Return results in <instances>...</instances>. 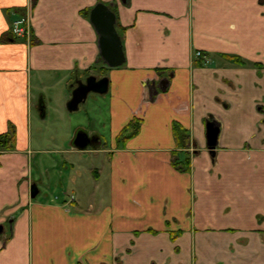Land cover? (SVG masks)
I'll list each match as a JSON object with an SVG mask.
<instances>
[{"label":"crops","instance_id":"0c3cea01","mask_svg":"<svg viewBox=\"0 0 264 264\" xmlns=\"http://www.w3.org/2000/svg\"><path fill=\"white\" fill-rule=\"evenodd\" d=\"M98 3L117 15L126 58L118 68L100 56L90 21ZM25 17L30 34H14ZM260 65L264 0H0V136L17 133L15 150L0 151V264H264ZM89 77L109 79L111 145L72 122L65 143L53 141H69L65 165L88 160L90 146L105 162L88 169V199L82 187L39 200L29 158L36 101L45 99L46 119L48 92L59 89L65 121ZM135 119L139 132L121 138ZM211 120L221 129L215 156ZM79 129L84 150L74 144ZM186 160L190 171L174 164Z\"/></svg>","mask_w":264,"mask_h":264},{"label":"rangeland","instance_id":"374dc122","mask_svg":"<svg viewBox=\"0 0 264 264\" xmlns=\"http://www.w3.org/2000/svg\"><path fill=\"white\" fill-rule=\"evenodd\" d=\"M19 21H24L22 25L25 27L30 22L29 18L26 17L17 22ZM17 22H15L14 27ZM48 94H51L55 100H53V104L50 99L47 101V103H50V108L46 119L43 118V112L41 111V104L45 107L46 102L43 97H38L36 101L37 107L33 109V116L36 119V123L32 127V146L29 158L33 171V180L42 189V193L38 196V199L44 198L45 194L49 196L58 195L59 197L63 196L65 198L72 195L75 191H82V187H84L83 195L88 199L90 193L86 190L90 189L89 187L92 186L94 181L92 173L88 169L93 168V166H101L105 162L104 158H95V153H93L94 147L90 146L89 151L83 155L88 160L83 161L80 159V163L76 162L74 167L65 165L64 161L69 158V155L64 150L68 147L71 148L70 143L67 141L66 146L63 148V146L53 141V137L58 136L57 142L60 144L65 143L66 129L72 122V125H83L82 128L88 132L94 130V132L99 133L105 138V143L110 146V132L107 124V119L109 118L107 101L109 98L102 93L91 92L87 100L80 105L77 111L64 112L66 120L63 121L60 112H58L60 108L59 103L63 102L60 90L55 89V91L48 92ZM69 117L71 120H69ZM79 132L80 129L76 134ZM33 186H36V184Z\"/></svg>","mask_w":264,"mask_h":264},{"label":"water","instance_id":"95a60500","mask_svg":"<svg viewBox=\"0 0 264 264\" xmlns=\"http://www.w3.org/2000/svg\"><path fill=\"white\" fill-rule=\"evenodd\" d=\"M90 21L93 24L96 32L99 35V48L100 56L104 63L109 68H118L122 66L125 61V54L123 49V43L121 35L117 29V15L112 10L111 6L104 3H98L90 12ZM168 84V81H166ZM162 90L166 89V86H162ZM109 84L108 78H103L97 81L94 77H89L86 83L79 84V87L73 92L72 99L68 103L69 111H77L82 103H84L88 95L91 92L105 93L107 92ZM41 111L43 116L45 114L44 105L41 104ZM207 127V147L212 156L216 155V149L219 145L220 125L211 120L206 123ZM74 144L76 147L84 150L89 144L87 135L78 133ZM38 189L36 186L32 188V197H36ZM5 233V227L0 225V237Z\"/></svg>","mask_w":264,"mask_h":264},{"label":"trees","instance_id":"16d2710c","mask_svg":"<svg viewBox=\"0 0 264 264\" xmlns=\"http://www.w3.org/2000/svg\"><path fill=\"white\" fill-rule=\"evenodd\" d=\"M36 3V0H34V4ZM9 36L14 37L13 34L9 33L7 34V36L3 37V41H8L9 40ZM35 41L32 40V43H34ZM231 59L234 61V63L243 65L244 62L242 61V59L240 57H231ZM259 66V65H258ZM261 66V65H260ZM264 67V66H261ZM141 126V120L140 119H135L133 120L122 132L121 134V138L124 137V135L131 137L133 135H136L139 132ZM176 133H177V126H176ZM129 134V135H127ZM126 138V137H125ZM182 142L184 144L185 147H189L190 146V137L185 136L182 138ZM17 146V133L14 127L11 128V130L8 133H5L3 135L0 136V151H11V150H15ZM178 168H180L182 171H190V161L187 160L185 162L182 163H178L175 162L174 163Z\"/></svg>","mask_w":264,"mask_h":264},{"label":"built area","instance_id":"2783aa9c","mask_svg":"<svg viewBox=\"0 0 264 264\" xmlns=\"http://www.w3.org/2000/svg\"><path fill=\"white\" fill-rule=\"evenodd\" d=\"M24 23V21H19L16 23V26L13 29V33L19 36H23V35H29L30 34V29L29 27H25L24 25H22ZM197 56L198 57H203V54L201 52H197Z\"/></svg>","mask_w":264,"mask_h":264},{"label":"flooded vegetation","instance_id":"af4514ba","mask_svg":"<svg viewBox=\"0 0 264 264\" xmlns=\"http://www.w3.org/2000/svg\"><path fill=\"white\" fill-rule=\"evenodd\" d=\"M78 87H79V86H78ZM78 87H77V88H78Z\"/></svg>","mask_w":264,"mask_h":264}]
</instances>
